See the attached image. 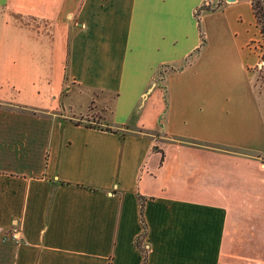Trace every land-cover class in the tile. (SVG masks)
Returning <instances> with one entry per match:
<instances>
[{"label":"crops","instance_id":"crops-1","mask_svg":"<svg viewBox=\"0 0 264 264\" xmlns=\"http://www.w3.org/2000/svg\"><path fill=\"white\" fill-rule=\"evenodd\" d=\"M0 15L19 35L0 39L9 53L0 73L17 76L16 62L32 54L43 69L53 61L60 90L112 95L103 122L115 131L73 120L90 98L82 111L0 99V264H250L236 247L252 219L264 231L254 190L241 204L242 189L205 190L200 158L186 161L237 150L168 133L146 107L162 74V84L178 74L176 87L199 98L196 63L207 55L257 63L253 45L264 47L250 0H0Z\"/></svg>","mask_w":264,"mask_h":264},{"label":"rangeland","instance_id":"rangeland-1","mask_svg":"<svg viewBox=\"0 0 264 264\" xmlns=\"http://www.w3.org/2000/svg\"><path fill=\"white\" fill-rule=\"evenodd\" d=\"M259 1L264 5V0ZM6 18L7 16L0 15V39L7 44L9 39L13 36L18 38L19 35L10 21L5 23ZM17 18L21 22L29 21L27 18ZM30 22L40 24L42 30H47L46 27L43 28L47 23L34 19H30ZM30 37L35 39L33 33ZM261 44L264 47L263 36ZM253 46L257 52L262 53L254 66H245L238 62L240 59L235 61L234 55L225 62L227 66L221 63V55L218 58L214 55L202 57L196 65L204 72L202 81L206 87L199 98L194 91L176 87V81L181 77L178 74L167 75L163 84V74L160 75L146 107L153 116H158L157 122L162 123L168 133L196 136L202 141L200 146L204 147L237 150V154L233 155L207 156L198 153L201 156H189L186 161L197 162V158H200L197 163L204 168L203 172L206 170L203 173L204 182L202 179L200 186L205 190L223 196L224 192H231L236 188L240 192L242 189L244 192L238 195L240 204L246 199V192L254 190V206L256 210H260L264 208V48L259 50L255 44ZM0 57L6 66L8 47L1 49ZM30 58L19 64L16 62L19 68L17 76L0 73V99L35 102L33 104L39 106H48L54 99L59 104L82 111L90 98L87 110L73 120L93 126H105L103 121L105 117L108 119L112 105L110 93L78 86H74L68 93L65 88L69 85L67 83L62 91L53 85L50 77V72L54 75L55 71L53 61L49 60L43 69L36 56L32 54ZM10 82H19V89H13ZM163 142L157 140L156 144L162 148ZM247 228L249 230L246 231H253V234L249 236L246 232L243 237L238 238L237 259L241 263L264 264V231L255 219L249 222ZM138 243L144 253L149 251L150 244L144 237L138 238Z\"/></svg>","mask_w":264,"mask_h":264},{"label":"trees","instance_id":"trees-1","mask_svg":"<svg viewBox=\"0 0 264 264\" xmlns=\"http://www.w3.org/2000/svg\"><path fill=\"white\" fill-rule=\"evenodd\" d=\"M251 4H252V9L254 11V15L256 18L257 25H258L260 32H261L263 39H264V5L263 4L261 5L259 0H251ZM86 125L90 126V127H95L91 124H86ZM100 128L104 129V130H108V131H114V130H112L111 127H109L108 124H106L104 127H100ZM162 157H163V154H162ZM140 219H141V223L143 226V232L141 233V236L143 237L146 234V226H145V223H144L143 217H142V204L140 205ZM145 258H146V253H144V260H145Z\"/></svg>","mask_w":264,"mask_h":264},{"label":"built area","instance_id":"built-area-1","mask_svg":"<svg viewBox=\"0 0 264 264\" xmlns=\"http://www.w3.org/2000/svg\"><path fill=\"white\" fill-rule=\"evenodd\" d=\"M251 1V0H250ZM18 233V230L17 229H14V231L11 233V236L13 237V238H15L16 240H18V238H17V236H16V234Z\"/></svg>","mask_w":264,"mask_h":264}]
</instances>
